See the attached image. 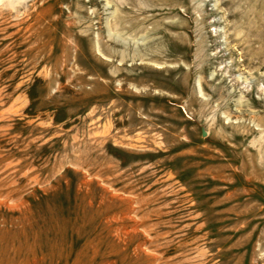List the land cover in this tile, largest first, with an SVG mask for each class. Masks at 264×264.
<instances>
[{"label":"rangeland","instance_id":"1","mask_svg":"<svg viewBox=\"0 0 264 264\" xmlns=\"http://www.w3.org/2000/svg\"><path fill=\"white\" fill-rule=\"evenodd\" d=\"M0 264H264V0H0Z\"/></svg>","mask_w":264,"mask_h":264}]
</instances>
